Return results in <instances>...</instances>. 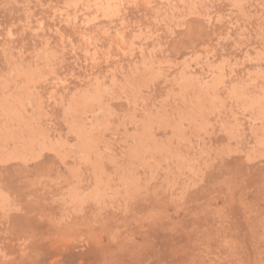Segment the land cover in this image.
Returning <instances> with one entry per match:
<instances>
[{"label":"rangeland","instance_id":"1","mask_svg":"<svg viewBox=\"0 0 264 264\" xmlns=\"http://www.w3.org/2000/svg\"><path fill=\"white\" fill-rule=\"evenodd\" d=\"M0 264H264V0H0Z\"/></svg>","mask_w":264,"mask_h":264}]
</instances>
